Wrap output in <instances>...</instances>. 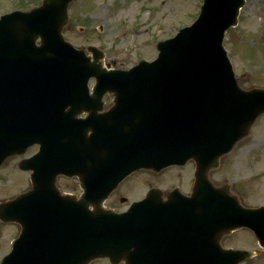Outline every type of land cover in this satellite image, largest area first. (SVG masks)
<instances>
[{
    "label": "water",
    "instance_id": "1",
    "mask_svg": "<svg viewBox=\"0 0 264 264\" xmlns=\"http://www.w3.org/2000/svg\"><path fill=\"white\" fill-rule=\"evenodd\" d=\"M71 1L43 0L0 17V165L35 141L42 145L33 157L32 187L0 202V218L21 225L0 264H89L107 255L117 263L123 253L127 264H241L254 252L224 248L221 239L248 226L264 246V205H243L227 185H215L209 171L264 113V87L240 85L223 43L246 0H204L191 25L158 43L154 60L127 69L93 62L65 38ZM93 76L96 104L110 90L115 107L105 116L78 119L91 102ZM67 104L79 109L66 110ZM43 113L54 115L48 127L57 131L52 156L45 157L51 141L40 131ZM88 127L95 130L90 141ZM106 127L108 133L96 131ZM191 157L197 162L192 197L170 191L165 199L152 188L126 211L104 206L131 171H159ZM60 173L77 175L83 193L62 192ZM164 221L175 226L165 247L155 233Z\"/></svg>",
    "mask_w": 264,
    "mask_h": 264
},
{
    "label": "rangeland",
    "instance_id": "2",
    "mask_svg": "<svg viewBox=\"0 0 264 264\" xmlns=\"http://www.w3.org/2000/svg\"><path fill=\"white\" fill-rule=\"evenodd\" d=\"M41 1L0 0V13L15 8H30ZM81 1L87 2L91 13L97 12L101 3V0ZM118 1L120 4L116 5L120 12L110 17L86 11L79 13L75 10L79 4L72 3L71 9L75 8L70 13L65 35L78 46L105 39L107 45L103 49L117 61L115 64L131 66L141 56L156 55L153 38H166L175 34L181 26L190 24L197 17L203 0H107L109 4ZM121 4L124 9H121ZM104 23L109 26V32L100 36L98 26ZM81 26H85V30ZM110 34L113 36L108 37ZM224 42L243 86H264V0H246L238 24L227 31ZM17 160L9 159L0 169V198L18 194L30 182V173L15 166ZM186 171L187 168L172 166L160 172H135L123 181L119 192L107 204L125 209L131 200L143 196L151 186L161 185L164 188L181 184L184 189L187 185ZM214 176L218 182L230 181L246 204L264 203V115L254 125L252 135L223 159ZM59 185L62 189L73 190L76 187L66 177L60 178ZM121 193L127 200L118 198ZM13 224L0 222V255L7 249L6 242L10 243L18 232V226ZM255 239L253 233L244 227L227 235L223 242L256 250L257 255L247 262L264 264V248ZM91 264L110 263L105 258L94 260Z\"/></svg>",
    "mask_w": 264,
    "mask_h": 264
},
{
    "label": "flooded vegetation",
    "instance_id": "3",
    "mask_svg": "<svg viewBox=\"0 0 264 264\" xmlns=\"http://www.w3.org/2000/svg\"><path fill=\"white\" fill-rule=\"evenodd\" d=\"M86 3L87 2H82L81 0H80V2H79V6H78V8H76L75 10L77 11H79V13H81V11L82 12H84V11H87V10H91V9H88V8H86ZM113 6L114 5H112V6H110V5H107V4H103V5H101L100 7H98V10H97V12H95V13H89V14H93V15H102V16H111V15H114L115 13H117V10L116 9H114L113 8ZM75 8V7H74ZM73 8V9H74ZM73 9H72V11H73ZM106 56H105V60L108 62V63H117V61L116 60H114V59H112L108 54H105ZM112 95L111 94H106V95H104V101H105V103H104V105L103 106H101V107H98V108H96L95 110L96 111H98V112H102V111H104V110H106V109H108L110 106H111V102H112ZM95 107V106H94ZM87 115V111H82L81 112V114H80V116L81 117H83V116H86ZM38 145H32L30 148H29V150H28V152H27V154L26 155H30V154H32V153H34L35 151H37V149H38ZM173 166H176V167H181V168H187V171H186V176H187V185H186V188H182L184 191H186L187 193H191V191H192V188H193V184H194V170H195V162L193 161V160H189L186 164H184V165H173ZM60 178H64V176H60L59 178H58V184H59V180H60ZM66 178H68V179H71L72 180V182L75 184V189H63V190H66V191H69V192H74V193H80L81 192V186H80V184H79V179H78V177H66ZM122 184H123V182H122ZM122 184H120V186L117 188V189H115V191L114 192H112L111 193V195H110V197L108 198V200H110V199H113L114 198V195L115 194H117L118 192H119V189L122 187L121 185ZM60 186V185H59ZM175 186H177V187H180L181 188V184H176V185H174V186H172V187H175ZM125 197V198H124ZM120 200H122V201H124V200H127L126 199V196L123 194V193H121L120 194V196L118 197ZM107 200V201H108ZM108 206H110V207H115V208H117V206L116 205H114V204H108ZM119 208V207H118ZM228 246H232V245H228Z\"/></svg>",
    "mask_w": 264,
    "mask_h": 264
}]
</instances>
